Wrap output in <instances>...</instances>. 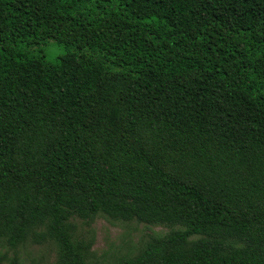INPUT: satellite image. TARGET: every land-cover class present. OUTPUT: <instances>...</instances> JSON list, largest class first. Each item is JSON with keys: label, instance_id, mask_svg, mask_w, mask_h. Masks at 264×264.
Masks as SVG:
<instances>
[{"label": "trees", "instance_id": "16d2710c", "mask_svg": "<svg viewBox=\"0 0 264 264\" xmlns=\"http://www.w3.org/2000/svg\"><path fill=\"white\" fill-rule=\"evenodd\" d=\"M98 213L168 227L117 264H264V0H0V240L88 264Z\"/></svg>", "mask_w": 264, "mask_h": 264}, {"label": "rangeland", "instance_id": "374dc122", "mask_svg": "<svg viewBox=\"0 0 264 264\" xmlns=\"http://www.w3.org/2000/svg\"><path fill=\"white\" fill-rule=\"evenodd\" d=\"M44 50L51 61L63 54V49L54 42ZM69 221L72 241L86 256L88 264H117L123 259L133 258L153 236L168 231L165 226L115 219L104 213L91 218L73 216ZM60 252L56 238L37 243L32 234L15 249L6 237L0 240V264H11L14 258L18 264H57Z\"/></svg>", "mask_w": 264, "mask_h": 264}]
</instances>
